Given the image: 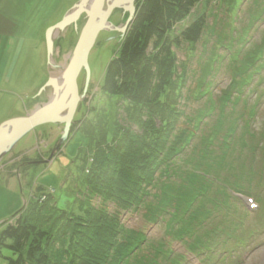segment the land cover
I'll list each match as a JSON object with an SVG mask.
<instances>
[{
  "label": "rangeland",
  "instance_id": "1",
  "mask_svg": "<svg viewBox=\"0 0 264 264\" xmlns=\"http://www.w3.org/2000/svg\"><path fill=\"white\" fill-rule=\"evenodd\" d=\"M34 1L39 4L19 11L12 1L0 0L2 7H16L15 18L20 23L17 32L0 37V121L25 116L48 102L52 88L41 89L49 78H60L87 20L82 15L76 26L54 33L48 63L47 29L61 22L80 0ZM205 2L199 8L207 15L209 32L195 49L189 51L186 46L177 57L186 68V88L191 92L187 113L190 108L206 110V123L200 126L195 144L191 141L176 161L175 175L165 184L173 182L180 190L189 176L200 182L199 188L206 183L217 202L194 200L193 212L199 218L195 220L171 208L172 214L154 223L146 221L142 211L120 213L121 223L143 234L147 243L134 264H148L152 259L155 264H264V0ZM144 3L135 0L134 6ZM127 18L128 13L114 10L108 22L121 28ZM125 34H98L88 58L90 81L64 143L59 146L64 125H45L0 160V235L18 211L29 203L46 201L48 195L54 197L59 210L86 217L80 192L86 191L95 146L103 136L100 128L108 130L110 142L117 118L118 99L103 93L104 78L108 64L120 56L129 32ZM77 85L81 97L86 85L83 69ZM208 126L209 131L202 133ZM199 146L206 147L213 160L208 153L199 160ZM184 190L180 206L192 199ZM248 200L259 207L253 213L245 203ZM91 203L99 202L94 198ZM106 208L113 212L114 204L108 201ZM6 244L10 241H0V264L11 256ZM145 255L153 256L147 259Z\"/></svg>",
  "mask_w": 264,
  "mask_h": 264
},
{
  "label": "trees",
  "instance_id": "2",
  "mask_svg": "<svg viewBox=\"0 0 264 264\" xmlns=\"http://www.w3.org/2000/svg\"><path fill=\"white\" fill-rule=\"evenodd\" d=\"M202 2L145 0L135 5L120 56L106 69L102 91L118 99L117 118L110 142L108 130L100 128L103 136L95 146L86 191L80 192L86 217L59 210L52 195L46 201L29 203L0 235V241H10L4 246L11 254L6 264H134L147 243L143 234L121 223L120 213L142 211L145 220L154 223L173 209L195 220L199 218L193 212L194 200L216 205L208 185L199 188L194 178H185L180 190L173 182L165 184L175 175L176 161L191 141L195 144L200 126L206 123V110L190 108L187 113L191 92L186 88V68L177 57L178 51L195 49L209 32L207 15L199 8ZM205 3L210 4L209 0ZM206 150L199 146V160L206 153L212 158ZM184 189L192 199L180 206ZM94 198L99 202L96 205L91 203ZM108 201L114 204L113 212L106 208ZM148 264H155L154 259Z\"/></svg>",
  "mask_w": 264,
  "mask_h": 264
},
{
  "label": "water",
  "instance_id": "3",
  "mask_svg": "<svg viewBox=\"0 0 264 264\" xmlns=\"http://www.w3.org/2000/svg\"><path fill=\"white\" fill-rule=\"evenodd\" d=\"M134 3L135 0H80L73 7L71 13L67 14L61 22L47 29L45 43L47 59L50 63L54 33L69 25L76 26V22L83 14L87 19L70 56L68 66L62 71L60 78H49L41 89L42 91L46 87H52L53 94L48 102L35 107L25 116L12 118L0 124V160L10 153L25 136L45 125H64L59 146L64 143L69 135L80 98L84 97L90 81L88 56L97 41L98 34L102 31L125 34L135 15ZM114 10H122L128 13V18L121 28L114 27L108 22ZM82 69L86 72V85L84 94L80 97L77 78ZM58 82L61 83L60 86L57 85Z\"/></svg>",
  "mask_w": 264,
  "mask_h": 264
},
{
  "label": "crops",
  "instance_id": "4",
  "mask_svg": "<svg viewBox=\"0 0 264 264\" xmlns=\"http://www.w3.org/2000/svg\"><path fill=\"white\" fill-rule=\"evenodd\" d=\"M7 1H12V4H16V7H18L19 11L21 8H32L33 6H37L39 4V2H33V0ZM16 7L14 5L2 7V5L0 4V37L12 35L13 33L17 32L20 28L19 18H15L17 12ZM21 44L23 46V42ZM1 122H4V120H1L0 123Z\"/></svg>",
  "mask_w": 264,
  "mask_h": 264
},
{
  "label": "bare ground",
  "instance_id": "5",
  "mask_svg": "<svg viewBox=\"0 0 264 264\" xmlns=\"http://www.w3.org/2000/svg\"><path fill=\"white\" fill-rule=\"evenodd\" d=\"M83 15H84V14H83ZM76 23H77V22H76ZM85 23H86V22H85ZM84 25H85V24H84ZM67 27H68V26H67ZM59 31H60V30L56 31L55 33L59 32ZM89 54H90V53H89ZM71 55H72V54H71ZM71 55H70V56H71ZM88 58H89V56H88ZM69 59H70V57H69ZM68 64H69V62H68ZM68 64H67V66H68ZM67 66H66V67H67ZM60 84H61V83H60ZM60 84H59V82H58L57 85L60 86ZM51 88H52V87H51Z\"/></svg>",
  "mask_w": 264,
  "mask_h": 264
},
{
  "label": "flooded vegetation",
  "instance_id": "6",
  "mask_svg": "<svg viewBox=\"0 0 264 264\" xmlns=\"http://www.w3.org/2000/svg\"><path fill=\"white\" fill-rule=\"evenodd\" d=\"M123 12V11H122Z\"/></svg>",
  "mask_w": 264,
  "mask_h": 264
}]
</instances>
